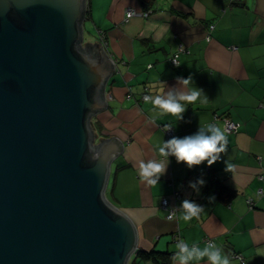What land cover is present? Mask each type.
<instances>
[{"label": "crops", "instance_id": "0c3cea01", "mask_svg": "<svg viewBox=\"0 0 264 264\" xmlns=\"http://www.w3.org/2000/svg\"><path fill=\"white\" fill-rule=\"evenodd\" d=\"M86 1L83 40L88 39L83 44H101L114 61L105 87L107 106L91 117L94 143L119 142L106 197L134 224L136 250L174 256L179 241L203 248L210 240L229 254L231 264H241L234 254H241L245 264H264V0ZM128 8L151 14L126 20ZM180 45L183 52L177 49ZM173 57L179 67L170 63ZM189 75L208 101L185 103L182 120L160 115L144 102V95L161 94L177 85L176 77ZM215 114L238 125L237 132H227V151L219 161L189 169L169 157L158 185L140 178V160L160 159L163 141L194 134ZM218 125L223 127L221 121ZM167 127L173 128L169 138ZM228 165L235 167L229 170ZM201 177L205 184L197 195L189 182ZM216 185L226 188L221 195ZM230 193L234 197L228 199ZM213 195L215 201L209 203ZM163 198L177 207L176 219H166ZM184 198L205 206L199 218L182 219ZM128 264L153 263L133 255Z\"/></svg>", "mask_w": 264, "mask_h": 264}, {"label": "water", "instance_id": "95a60500", "mask_svg": "<svg viewBox=\"0 0 264 264\" xmlns=\"http://www.w3.org/2000/svg\"><path fill=\"white\" fill-rule=\"evenodd\" d=\"M86 0H0V264H128L137 232L95 144L114 61L83 44Z\"/></svg>", "mask_w": 264, "mask_h": 264}, {"label": "clouds", "instance_id": "9594fccd", "mask_svg": "<svg viewBox=\"0 0 264 264\" xmlns=\"http://www.w3.org/2000/svg\"><path fill=\"white\" fill-rule=\"evenodd\" d=\"M131 15V13H130ZM183 51L184 46L180 45L177 48ZM173 63L179 67V63L173 60ZM177 85L180 87H168L167 90H162L158 95H145L143 97L145 103H151L155 110H158L160 115L171 114L177 120L183 119V113L186 110L185 103H195L198 99L201 103H207L208 97L204 90L194 86L193 77L189 75L187 78L176 77ZM164 89L166 84L162 82ZM184 102V103H182ZM172 127H167L171 130ZM227 151V129L217 125L216 123H207L204 126H199L198 130L191 135L183 137L172 136L167 141H163L158 147L160 159L140 160L138 171L140 178L148 185H158L160 178L166 174L169 157H174L177 163L183 162L189 169L193 166H199L201 163H207V166L213 165L219 161L220 153ZM235 166L228 165L231 170ZM226 171V169H225ZM205 184V180L201 177L195 181L189 182V187L199 195L200 188ZM209 203L215 201V196H209ZM167 204V201H164ZM179 208L184 221H190L193 218H199L204 211L205 206L196 203L194 200L184 198ZM177 207L173 206L169 212L167 219L172 221L176 219ZM176 249L172 257L177 264H189L190 261L207 260V264H231L229 254H225L221 247H218L215 242H206L205 247L200 248L197 245L189 246V244L179 241L176 244Z\"/></svg>", "mask_w": 264, "mask_h": 264}, {"label": "built area", "instance_id": "2783aa9c", "mask_svg": "<svg viewBox=\"0 0 264 264\" xmlns=\"http://www.w3.org/2000/svg\"><path fill=\"white\" fill-rule=\"evenodd\" d=\"M130 13H131V15H130ZM150 14H151V11L150 10L143 11V10H135V9H132V8H128L127 11H126V20L129 19V18H131V17L147 18ZM212 29H213V26H210V30H212ZM208 38L209 37H207V39ZM183 51H184V49H183ZM183 51H181V52H183ZM173 60H175L176 63H178V61H177V59L175 57H173V58L170 59V63L173 66L176 67V65L173 63ZM109 98H110V96H109ZM219 121H221L223 123V127L227 129V132L228 133H235V132H237L238 125L235 122H233L232 120H230L226 116H221V115L215 114L211 123L214 122V123H216L218 125V122ZM165 135H166L167 138L171 137L173 135V128H171V130H167V131L165 129ZM260 178L263 179V177H260ZM261 193H262V189L258 190V195H260ZM174 197L177 199V197H178L177 194ZM164 201H167V204H165ZM248 202L251 204L252 203V200L249 199ZM160 205H161V207L163 209L167 210L168 214H169L170 211H172V207L173 206L170 204V202L168 201V199L163 198L161 200ZM168 214H167V216H168ZM167 216H166V219H167ZM205 242H211V241L210 240H206ZM233 258L236 259V260H238L241 264H245L244 257L241 254H234V257Z\"/></svg>", "mask_w": 264, "mask_h": 264}, {"label": "trees", "instance_id": "16d2710c", "mask_svg": "<svg viewBox=\"0 0 264 264\" xmlns=\"http://www.w3.org/2000/svg\"><path fill=\"white\" fill-rule=\"evenodd\" d=\"M144 5L145 2L143 3ZM88 10L86 13V18L87 19V15H88ZM217 191L218 193L221 195L223 193V191L226 188H223L219 185H216ZM232 197H234V194L230 193L228 195V199H231ZM173 254L170 252H161V251H157V250H151V251H142V250H138L136 252V259H138L139 261H144V262H151L153 264H173Z\"/></svg>", "mask_w": 264, "mask_h": 264}, {"label": "rangeland", "instance_id": "374dc122", "mask_svg": "<svg viewBox=\"0 0 264 264\" xmlns=\"http://www.w3.org/2000/svg\"><path fill=\"white\" fill-rule=\"evenodd\" d=\"M87 39H88V38H87V36H86V37H85V40H83V41H85V42H86V41H87Z\"/></svg>", "mask_w": 264, "mask_h": 264}]
</instances>
